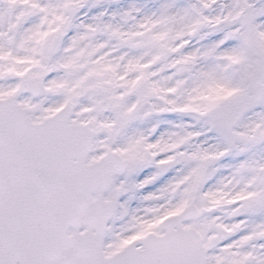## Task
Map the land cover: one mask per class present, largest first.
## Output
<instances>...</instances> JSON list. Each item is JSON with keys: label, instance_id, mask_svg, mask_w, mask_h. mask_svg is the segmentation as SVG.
<instances>
[{"label": "snow or ice", "instance_id": "6c2138e0", "mask_svg": "<svg viewBox=\"0 0 264 264\" xmlns=\"http://www.w3.org/2000/svg\"><path fill=\"white\" fill-rule=\"evenodd\" d=\"M0 264H264V0H0Z\"/></svg>", "mask_w": 264, "mask_h": 264}]
</instances>
